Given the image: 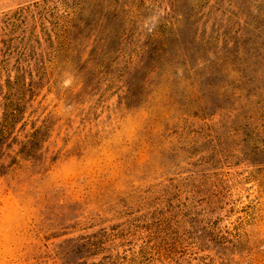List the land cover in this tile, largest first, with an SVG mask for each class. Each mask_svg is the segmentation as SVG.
<instances>
[{"label":"rangeland","instance_id":"obj_1","mask_svg":"<svg viewBox=\"0 0 264 264\" xmlns=\"http://www.w3.org/2000/svg\"><path fill=\"white\" fill-rule=\"evenodd\" d=\"M42 2L0 0V122L43 127L0 150V264H264V0L2 22Z\"/></svg>","mask_w":264,"mask_h":264},{"label":"trees","instance_id":"obj_2","mask_svg":"<svg viewBox=\"0 0 264 264\" xmlns=\"http://www.w3.org/2000/svg\"><path fill=\"white\" fill-rule=\"evenodd\" d=\"M48 2H51V4H49ZM103 2L106 3L104 7L110 8V10H108V13L111 15V0H43L41 4H34L33 10H30L28 8L21 9L19 11H16L12 16L7 17L5 20H2V22L6 26H17L18 23H24L27 16L32 20H34L35 17H37L38 20H47L46 18L48 16L51 18V21H49L52 27L50 31L54 34L58 45L64 46L65 41L67 40L68 31L71 28L75 27L74 21L76 17L86 10H89L90 12L98 11V13H102ZM123 4L124 6H128V9L127 11L123 9L115 10L114 17L117 20L125 19L127 17V14H138V7H135L136 5H129L126 2H124ZM58 11H60V14L58 13ZM152 35L154 38H156L158 37L159 32H154V34ZM116 37L118 39H121V35H119V33H116ZM19 69H22L21 65H19ZM16 118V115L12 111H10L3 117L2 121L0 122V150L3 145H6L7 148H10L9 146L16 145L18 146V149L14 151L15 156H20L22 158H32L37 152L36 146L40 142V138L43 135V133H41L43 127L40 126L37 128H33L32 132L24 136V140L16 142L13 141V138L11 139V134L13 132ZM9 139H11L10 142H8ZM55 159V156H50L48 159V163H54ZM169 223L170 220L158 219L152 220L145 226H139L138 224L132 223L130 227L135 230L144 227L146 230L153 229V232L167 233V230L170 229Z\"/></svg>","mask_w":264,"mask_h":264}]
</instances>
